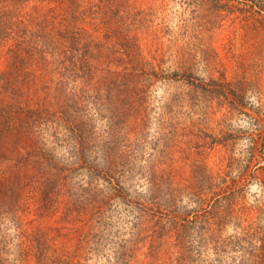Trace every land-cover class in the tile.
Listing matches in <instances>:
<instances>
[{"label": "rangeland", "instance_id": "obj_1", "mask_svg": "<svg viewBox=\"0 0 264 264\" xmlns=\"http://www.w3.org/2000/svg\"><path fill=\"white\" fill-rule=\"evenodd\" d=\"M254 1L109 0L113 11L129 7L130 17L106 14L99 33L77 26L93 32L89 82L55 92L56 78L49 75L59 66L54 57L32 66L47 71L48 110L61 111L55 119L40 114L43 126L34 128L33 142L39 140L68 169V181L93 187L104 202L98 217L75 212L73 222L58 223L64 237L57 244L71 252L87 236L94 249L88 264H161L174 235L181 234L183 243L195 236L194 219L205 204L193 193L221 178L228 192L205 209L221 221L211 219L207 228L227 240L251 224L264 206V30L258 23L264 11L256 23L243 16L256 10ZM41 75L34 73L37 86ZM209 81L219 92L199 86ZM73 92L76 106L68 100ZM43 96L40 90L37 99ZM33 142L24 135L16 150L24 153ZM73 149L77 157L94 160L95 171L70 164ZM1 152L2 158L12 155L6 147ZM60 200L77 207L71 197ZM59 207L52 217L27 219L34 227L56 226ZM233 255L222 250L207 264H229Z\"/></svg>", "mask_w": 264, "mask_h": 264}, {"label": "trees", "instance_id": "obj_2", "mask_svg": "<svg viewBox=\"0 0 264 264\" xmlns=\"http://www.w3.org/2000/svg\"><path fill=\"white\" fill-rule=\"evenodd\" d=\"M108 3L109 0H0V60L3 64L0 68V148L6 147L9 155L12 154L9 158H2L0 153V161H7V165L0 167V264H88L94 253L87 236L85 239L82 237L71 252L56 243L64 237V228L58 223L73 222L71 217L75 212L79 218L88 213L98 217L104 202L103 196L93 187L84 188L81 184L68 181V169L60 166L54 154L44 149L45 145L39 140L33 142L34 128L41 129L43 126V122H39L40 114L46 113L54 118L61 111L51 114L48 110L50 86L44 78L47 71L32 66L46 63L48 56L54 57L51 61L58 62L59 66L52 69L49 75L56 78L55 92L89 82L94 72L89 62L92 57L91 33L102 30L106 14L112 19L117 14L116 18L123 17L124 20L131 14L128 6V9L118 6L113 11V5ZM30 4L33 5L28 6ZM251 5L256 10H246L243 16L256 23L255 17L261 16L259 12L264 11V0H255ZM259 20L264 30V17ZM80 24L92 27L93 32L88 34V31L78 28ZM37 71L42 73L38 79L40 86L34 78ZM190 76L181 75L180 78L190 81ZM199 86L211 92L217 88L213 81H209L206 88L202 84ZM40 90L44 96L37 99ZM71 94L73 99L68 100L72 104L77 95L74 92ZM51 120L47 121L51 124ZM24 135L33 144L22 153L16 150V146ZM72 140L76 142L75 138ZM12 144L13 149H8L7 146L12 147ZM73 150L75 155L70 156L74 158L70 164L80 162V166H88L90 171H95L94 160H83L77 157L76 149ZM101 172L99 170L98 174ZM211 181L205 182L198 194L193 193L201 207L205 204L201 210L203 215L197 214L194 219L195 236L183 243L180 242L181 234L174 235L173 244H166L167 259L161 264H207L212 261L208 260L209 257L217 259L222 250L237 252V256L228 258L229 264H264V229L260 231L254 226L264 224V206L257 207L258 215L251 224L238 227V234L221 240L220 230L207 228L211 219L214 222L221 220L205 209L211 201L216 205L218 197L225 196L229 188L225 186V178ZM106 182L112 185L108 180ZM116 187L123 190L119 185ZM64 196L73 198L77 207L68 208L69 201L63 203L60 200ZM141 205L135 204L136 207ZM59 206L62 209L56 226L34 227L31 226L32 220L27 219L31 214L37 219L52 217L60 209ZM91 210L95 212L91 213ZM77 218L74 219L79 221ZM216 226L219 227L218 224Z\"/></svg>", "mask_w": 264, "mask_h": 264}]
</instances>
